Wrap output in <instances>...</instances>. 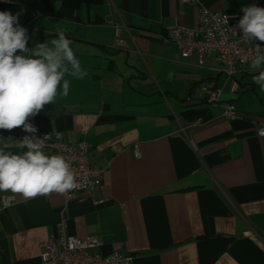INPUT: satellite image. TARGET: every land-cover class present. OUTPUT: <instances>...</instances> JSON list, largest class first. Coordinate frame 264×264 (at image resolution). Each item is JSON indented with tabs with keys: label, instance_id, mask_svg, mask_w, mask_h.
<instances>
[{
	"label": "crops",
	"instance_id": "crops-1",
	"mask_svg": "<svg viewBox=\"0 0 264 264\" xmlns=\"http://www.w3.org/2000/svg\"><path fill=\"white\" fill-rule=\"evenodd\" d=\"M36 1L17 0L15 10L28 46L64 32L86 72L66 77L68 95L36 115L38 128L87 140L103 177L71 197L0 191L15 198L0 204V264H42L39 243L62 223L96 236L102 254L133 255L132 264H264V91L250 63L228 76L213 55L200 64L161 39L170 26L194 28L199 6L238 23L242 5L264 0H102L68 18L43 15ZM209 88L235 106L234 118L205 103ZM198 111L208 118L195 119ZM5 141L7 151L25 150Z\"/></svg>",
	"mask_w": 264,
	"mask_h": 264
},
{
	"label": "clouds",
	"instance_id": "clouds-1",
	"mask_svg": "<svg viewBox=\"0 0 264 264\" xmlns=\"http://www.w3.org/2000/svg\"><path fill=\"white\" fill-rule=\"evenodd\" d=\"M16 3L17 0H11ZM238 21L241 41L257 47L255 55L245 60L255 73L253 83L264 91V6L244 4ZM19 13L0 11V129L22 127L35 134L37 128L28 121L58 95L67 96L72 76L83 78L86 72L64 32H57L50 44L29 47L28 30L18 22ZM41 138L35 135L20 139V153L7 151L0 135V191H12L25 198L65 193L76 187L69 162L58 154L43 151Z\"/></svg>",
	"mask_w": 264,
	"mask_h": 264
},
{
	"label": "built area",
	"instance_id": "built-area-1",
	"mask_svg": "<svg viewBox=\"0 0 264 264\" xmlns=\"http://www.w3.org/2000/svg\"><path fill=\"white\" fill-rule=\"evenodd\" d=\"M12 5L11 0H0L1 11L7 10L14 14ZM196 18L197 24L194 28L180 25L168 27L161 37L162 41L175 44L182 57L196 55L200 64L205 57L213 55L219 63L220 71L228 76L233 75L238 68H245L249 63L245 58L254 56L257 46L241 41L242 32L238 23L231 22L223 11H211L203 6L197 8ZM118 43H122L119 38L115 39L114 44ZM256 43L264 46V42L257 40ZM219 95V90L209 88L205 95V103L219 106L223 116L234 118L237 113L235 106L229 102H220ZM28 121L36 126L35 134L17 127L11 130L0 129V135H3L5 140L23 139L25 136L35 135L41 138L40 143L44 145L45 153L62 155L69 162L76 178V187L66 192L67 197H71L76 192H92L100 186L103 170L90 164L87 140L68 143L57 131L40 130L36 115L30 116ZM258 134L264 136V123L259 127ZM135 155L138 156L137 151ZM14 199L11 195H0V204L8 206L14 202ZM97 203H102V200H98ZM100 246L101 242L96 236L79 238L68 234L62 223L56 234H50L39 243V256L42 264H132L133 255L117 250L102 254L98 250Z\"/></svg>",
	"mask_w": 264,
	"mask_h": 264
},
{
	"label": "trees",
	"instance_id": "trees-1",
	"mask_svg": "<svg viewBox=\"0 0 264 264\" xmlns=\"http://www.w3.org/2000/svg\"><path fill=\"white\" fill-rule=\"evenodd\" d=\"M56 3H59L57 8H55ZM100 3H102V0H37L35 2V7L43 15H53L57 17L68 18L74 15L79 7L83 4L93 5ZM192 116H194L195 119L208 118L204 111L195 112L192 114Z\"/></svg>",
	"mask_w": 264,
	"mask_h": 264
},
{
	"label": "rangeland",
	"instance_id": "rangeland-1",
	"mask_svg": "<svg viewBox=\"0 0 264 264\" xmlns=\"http://www.w3.org/2000/svg\"><path fill=\"white\" fill-rule=\"evenodd\" d=\"M17 4H18V7H19V5H20V2H16V3H13V5L11 6V9H12V11L14 12V14L16 13V6H17ZM16 10V11H15ZM17 14V13H16ZM19 24L21 25L22 24V22H19ZM21 26H24V24H22Z\"/></svg>",
	"mask_w": 264,
	"mask_h": 264
}]
</instances>
